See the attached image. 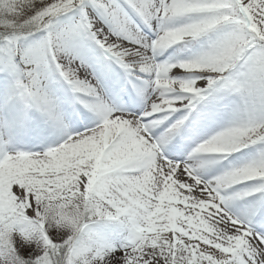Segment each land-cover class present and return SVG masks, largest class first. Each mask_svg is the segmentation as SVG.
I'll list each match as a JSON object with an SVG mask.
<instances>
[{
  "label": "snow or ice",
  "instance_id": "1",
  "mask_svg": "<svg viewBox=\"0 0 264 264\" xmlns=\"http://www.w3.org/2000/svg\"><path fill=\"white\" fill-rule=\"evenodd\" d=\"M0 264H264V0H0Z\"/></svg>",
  "mask_w": 264,
  "mask_h": 264
}]
</instances>
